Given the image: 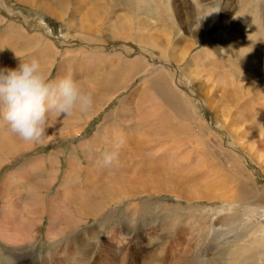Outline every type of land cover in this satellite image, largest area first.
Here are the masks:
<instances>
[{
    "label": "rangeland",
    "instance_id": "1",
    "mask_svg": "<svg viewBox=\"0 0 264 264\" xmlns=\"http://www.w3.org/2000/svg\"><path fill=\"white\" fill-rule=\"evenodd\" d=\"M62 1L0 0V36L5 34L12 37L4 45L0 44V67H10L13 64L17 66L20 60L37 58L45 65L50 78L73 76L86 91L92 93L94 101L93 107L86 112L75 110L71 115L53 114L46 135L38 143L18 140V136L11 135L8 130L7 133L6 125L0 123V138L3 140L0 139V142L7 146H3L7 150L0 154V217L4 210L10 217H14L17 211L19 219L23 221L30 207L28 184L39 181L42 186L38 201H33L38 202L36 209L40 212L32 227L34 232L28 234L29 239L18 236L13 227L7 230L8 226H12V221L7 223L4 230L0 229V264H72L79 259L80 264H98V259L101 257L100 260H103L105 256L108 264H201L204 249L207 252V246H213L214 234L221 233L224 229L231 232L232 228L237 231L241 229L240 232L249 231L241 226L242 223L250 222L258 217V212H264V148L256 149L255 144L259 139L264 141V113L259 108L264 105L263 79L259 74L249 79L258 82V88L261 89L249 99L257 108L246 117L240 116L238 104L244 98L242 88L246 87L249 80L239 76L237 78H243V82L230 85V78L234 74L230 75L229 72L236 68L235 56H239V53L236 54L238 41L231 35L232 39L226 41L228 49L216 56L221 67L212 68L207 64L205 68L209 69L208 75L202 73L204 66L196 67L192 64L188 69L199 72L190 73L188 79L183 73L182 64L172 59V65L169 60L165 61L164 67L172 73L173 85L164 78V94L170 98L178 95L180 99V93L191 97V102L187 101L190 103L183 108H176L175 104L173 108V105L166 103V99H162L158 90L148 88L145 92L139 88L145 84L148 76L156 74L154 65L150 66L147 76L138 72L121 84L113 79L116 72L126 77L130 65L128 62L142 66L147 57L151 58L149 61H155L159 65V54L155 53L159 60H152L148 54L144 56L143 48L138 43L128 44L125 39L115 35L111 26L102 23L107 17L114 21L112 13L105 7H99V13L103 16L101 22L93 19V29L85 28L82 32L80 22L87 17L88 5L91 6V3L82 4L83 11L79 0L78 3L75 0H65L66 5ZM183 1L175 0L166 5L167 12L171 15L167 16L168 19L171 18L167 21L169 31L174 33L179 29L181 37L173 40L177 53L181 48L192 47L191 55L202 46H209L218 30L223 34H232L233 28L238 25L237 19L228 21L219 28L216 9L204 6L203 2L208 0H199L194 11L193 6H189V1ZM230 1L232 11L228 15L229 20L237 17L235 11L241 3V0ZM46 2L53 12L63 9V18L45 12L42 7ZM108 5L111 6V3ZM118 10L117 14L122 12L120 8ZM103 11H106L104 15ZM262 17L264 21V10ZM208 21L212 24H208ZM99 23L100 26L97 25ZM203 27H209L204 38L200 36ZM14 33L23 34L28 42L27 48H23L20 39L17 44L11 43L15 40ZM89 36L100 42L89 40ZM161 37L165 39L166 33ZM214 41L218 42L217 35ZM260 43L264 46V41ZM169 48L172 50L171 46ZM118 53L121 54L122 63L118 61ZM110 58L111 66L107 62ZM160 73L164 76L162 71ZM222 81H226V84ZM186 96L184 97L187 99ZM146 97L157 104V115L154 114L152 103L143 102ZM231 100L235 103L229 104L232 103ZM175 103L179 106L176 101ZM229 108L231 114H228ZM160 117L167 119L168 129L175 132L174 136L177 138L171 133V136L164 135L159 140L151 131L148 132L151 135L142 133L151 129L153 122L161 123ZM105 128L111 133L106 138L102 136ZM131 131L136 138L142 133L140 138L145 149L149 151L153 147L150 149L151 153H156L158 149V158L154 159V156L151 160L146 157L141 164L127 150L129 148L121 144L123 142L120 143L112 136L125 135ZM147 144L149 149L146 148ZM165 152L167 160H160L159 165L158 159ZM129 154L132 158L128 157ZM3 156L7 157L3 159ZM114 157L117 161H114ZM153 160L157 167H148ZM46 168H51V171L46 173ZM170 176L182 181L179 184L167 183ZM88 178L93 184H83ZM176 184L179 185L178 190ZM70 185L80 189L77 187L70 198L62 202L56 213L61 220L54 224V236L49 237L46 230L51 222L48 213L43 210L48 208L49 198L54 192L59 189L66 191ZM115 187L120 196L124 195L122 199L116 197ZM93 188L98 190L91 196L89 192L94 191ZM107 188L109 192H116L113 194L114 198L106 191ZM3 193L9 195L2 196ZM207 193L217 199H207ZM95 198L101 199V202ZM223 198L234 199L230 210L225 209L227 205L224 202L218 201ZM74 213L78 214L72 215ZM202 213L211 215L208 216L210 219L207 216L202 218L205 217H201ZM205 225L207 228H204ZM90 229L98 231L96 236L89 233ZM176 230L183 235L179 240L176 239ZM84 232L87 234L84 238L86 244L77 245L80 242L77 237ZM245 239L249 243L252 235L249 233ZM105 241L112 249L101 250ZM250 245L251 250L258 247ZM162 249L164 252L160 251Z\"/></svg>",
    "mask_w": 264,
    "mask_h": 264
},
{
    "label": "bare ground",
    "instance_id": "2",
    "mask_svg": "<svg viewBox=\"0 0 264 264\" xmlns=\"http://www.w3.org/2000/svg\"><path fill=\"white\" fill-rule=\"evenodd\" d=\"M75 1L78 3V0H75ZM172 1H175V0H79V3H80L79 5H81L80 7L83 8L82 9L83 11H84V6L83 5H87L88 3H91V6L88 5L87 12L88 11L89 12L87 13V17L82 19V21L80 22L81 23L80 26H81L82 32H83V30L85 28L91 29V30L93 29V26H92L93 25L92 24L93 19L101 22V18L103 16L100 15V13H99V11H100L99 7H105L107 9V11L112 13V18L114 17L113 18L114 21L112 22L110 20L111 18L109 19V17L106 16L108 19L105 20L103 18L105 21L102 22V23L103 24H107L108 27L111 26L112 27L111 31L113 33H115V35L120 37V39L121 38L125 39L126 42H128V44H132V42L138 43L139 46H141L143 48L142 52L144 53V56L148 54L149 57H152V60H159V57L161 58V60H160L161 62H160L159 65H156L155 61H153V62L149 61L148 59H151V58H147V57H145L144 65H142V66H140V64H138V63L128 62L130 65H129L128 69H127L128 73H127L126 77L125 76L122 77L117 72L114 73L113 79L116 81V83L118 82V84H121L124 80L128 79L131 75H133V74L135 75L138 72H140V73L142 72L141 74H144L145 76H147L148 75L147 72H148L150 66L152 67V65H154L155 66L154 69H155L156 74L153 75V76H148L147 80L145 81V84L142 85L143 87L142 86L139 87L140 89L142 88L141 91L144 90L146 92V90L148 88H153V89H155V91L158 90L157 92L162 96V99H166V101H167L166 103L167 104L173 105V106L175 104L176 108H183L184 105H187V104H189L191 102V100H190L191 97L186 96L185 93H180L182 96L179 94L180 97H181L180 99L177 97L178 95H172L173 98H170L166 94H164V92H166V91H164L165 85L162 82L163 81L165 82L167 80L169 82V84L173 85V76H172V73L169 71V69L164 67V64H166L165 61L169 60V64L171 63V65L173 63L172 60L174 62H178V64H182L183 73L187 76L186 78H188V79L190 77V73L195 74V73L199 72V71H195L194 72L193 70L190 71L188 69L190 66H192V64H195L196 67L197 66H204V68L207 67L208 65L209 66H213L212 68L221 67L219 65V58H217L216 56L218 55V53H221L222 51H224V49H228L227 48L228 44H226V41L228 39H232L231 35L233 37H235V39H237V41H238V45H237L238 48L236 50V54L239 53V56H235L236 57L235 60L237 62L236 68L234 70H232L233 72H229L230 75L234 74L233 77L230 78V85H234L236 82H243V78H237L239 76H242L244 78L246 77L249 80L251 78L256 77L259 74V76L264 81V46H262V44L260 43V41H264V21L262 20V18H263L262 17L263 16V10H264V0H241L239 8L236 9V11H235L238 14L237 17L233 18L231 20H229V18H228V15L232 11V8H231L232 6L230 5L231 4L230 0H215V2L213 1L214 3H211L209 0L206 1V2H203L204 6L206 8L211 9L213 7L214 10L216 9L215 11L217 12L216 16H217V19H218V27L219 28L222 27L228 21H235L237 19H238V25H236V27L233 28L232 34L230 32H227V33L225 32L223 34V33H221L218 30V34H216L218 36V42L214 41V38L216 36L215 35L213 37V40H212L213 42L211 41L209 46H206V47L202 46L201 48L197 49L198 51H196L195 53H192L191 55H190V52H191L192 47H191V49L187 48V47H184L183 49L181 48V50L177 53V50H176V48L173 45V40H175L177 37L181 39V37L178 34L179 29H178V31H175L174 33L169 31V27H168L169 25H168L167 21L171 20V18L168 19V17H167L170 14H168L169 12H167L166 8L168 6H166V5L168 3L172 4ZM184 1H186V0H184ZM187 1H189V3H188V4H190L189 6H191V5L193 6V11H194V7H196L198 5V1L199 0H197L196 3H194V0H192V1L191 0H187ZM109 3H111V6L108 5ZM62 4L66 5V1L63 0ZM43 5H44L45 8L42 7V9L45 12L50 13V15H56V16L60 17V19L63 18V15H64L63 9H57V10H55L53 12L52 8L50 7L49 4H47V2L44 3ZM216 6H219L221 9L219 7L216 8ZM237 7H238V4H237L236 8ZM119 8L122 10V12L117 14L116 10H118ZM193 11H192V13H193ZM105 12L106 11H103V15L105 14ZM207 23L208 24H212L211 21H208ZM97 25L100 26V23L97 24ZM210 26H212V25H210ZM209 27H207V28L203 27V31H202V33L200 35L202 38L205 37L204 36L206 34L205 31L207 32L208 31L207 29ZM226 29L230 30V27L226 26ZM165 33H166V38L164 37L165 39H162L163 36L161 37V35L165 34ZM14 36H15V40H12L11 43L17 44L18 40L20 39L23 42V48L25 49V48L28 47V42L25 39V37L23 36V34H21V33L15 34L14 33ZM11 39H12V37H10V36L7 37V35H5V34L1 35L0 36V44L4 45L6 41L11 40ZM88 39L97 41L96 39H93L90 36L88 37ZM98 42H100V41H97V43ZM130 46H132V45H130ZM170 46L172 47V50H170V48H169ZM8 47H9V44H8ZM147 51H148V53H147ZM155 53H157V55L159 54V57ZM43 54L45 55V53H43ZM151 54H153L154 56H152ZM116 55L119 56L118 58L120 60L118 59V61L120 62L122 60L121 59V54L118 53ZM110 61H111V58L108 59L107 62L109 63ZM116 61H117V59H116ZM120 63H122V61ZM109 64H110V66L112 65V63H109ZM149 64H151V65H149ZM9 66L10 67H16L15 64L9 65ZM182 66H181V68H182ZM160 71L163 72L164 76L161 75ZM229 71H231V70H229ZM202 73H205V74L208 75L209 69L205 68L204 72H202ZM222 82L224 84H226V81H222ZM109 83H111V82H109ZM260 90L261 89L258 88V82L255 83L252 80H249V82L247 83L246 87L242 88V91H243V94H244V98L238 104V110H239V115L240 116L246 117L251 111H253V110H255L257 108V105L255 103L250 102L249 99L253 95V93H257ZM184 96H186L188 98L186 99ZM182 97L184 99H186V101ZM140 101H141V99H140ZM175 101L178 103L179 106L176 105ZM187 101H190V102H187ZM143 102L152 103L154 105L153 106L154 114L157 115L156 112H159L158 111L159 109L157 108V104L154 103L153 101H151V98L146 97V99H144ZM136 103H137V101H136ZM233 103H235V102L232 101V103H229V104H233ZM141 106H142V101L139 104L140 108H141ZM175 106L173 108H175ZM259 108L261 109L262 113H264V105L262 107H259ZM185 110L187 111L188 109H185ZM131 111H133V110H131ZM228 114H231V109L230 108L228 109ZM140 116H141V114H140ZM139 121H140V119H139ZM244 121L245 120L243 119L242 122H244ZM168 125H169V122H167V119L161 118V123L153 122L151 129L144 130V132H142V133L144 135H147V134L151 135V133H148L149 131H151L152 135H155V138L157 136V138H159V140H162L161 138L165 137L164 135H167V137L171 136V135L174 136L175 132L172 133L173 131L171 132L170 131L171 129L170 130L168 129ZM170 128H171V126H170ZM176 128L174 127L175 130H177ZM5 131L7 132V129H5ZM102 133H104V134H102ZM102 133L101 134H102V136L104 138H106L107 135H111V133L106 128L103 129ZM142 133H139L140 136L143 135ZM11 135H12V133H11ZM178 135H180V134H178ZM112 136H113L114 139L119 140L120 143L123 142L121 144H123V146L128 147L129 149H127V150H129V152H131L134 157H137L141 164L144 163V159L146 157H150L151 160H152V157H154V156H155L154 159L156 157L158 158V156H157L158 154L156 155L158 149L155 151L156 153H151L152 151L150 149H152L153 147L151 146L152 148H150V146L148 147V144H147L146 148H148V149L150 148L149 151H147L145 149V146L142 143L143 140H141L139 135H138L139 137L136 138L135 135L132 133V131L129 132V133H126L125 135L112 134ZM180 136H182V135H180ZM174 137H176V136H174ZM17 139L19 140L20 138L18 137ZM150 139H152V138H150ZM170 139H171V137H170ZM262 139H264V137H262ZM159 140H157V141H159ZM167 140H169V139H167ZM259 140L256 141V143H255L256 144V149L264 148L263 147L264 146V141H261V140L259 141ZM145 141H147V140H145ZM162 145L164 146L165 144H162ZM3 146H6V145H4V144L2 145L1 142H0V154H2L4 151L7 150L6 149L7 146H6V148H4ZM154 147H155V145H154ZM121 148H123V147H121ZM112 150H115V149H112ZM120 151H121V149H120ZM160 151L161 150H159V152ZM107 154H109V153H107ZM122 154H123V152H122ZM166 156H167L166 152L162 153V155H161L160 159H158L159 161L157 163H159V165H160V163H161L160 160H163V159H164V161L167 160ZM6 157L7 156H3V159L6 158ZM128 157L132 158V155L129 154ZM114 158H115L114 161H117L116 160L117 158L116 157H114ZM188 160H185V161L187 162ZM89 161L92 163L91 160H89ZM105 161L106 160H104V162ZM112 161H113V159H112ZM200 161H201V159H200ZM166 163H167V161H166ZM178 163H179V161H178ZM99 165H102V164H99ZM103 165H105V164H103ZM153 165L157 167L156 162H154V160L151 163H149L148 167H150V166L152 167ZM175 170H178V168L175 169ZM50 171H51V168H46L45 169L46 173L47 172L49 173ZM171 174H172V172H171ZM169 175H170V173H169ZM171 176L169 177V179H167V183H177L178 182V184H179L182 181L181 180L179 182V181L171 178ZM172 177L176 178V176H172ZM188 180H190L189 177H188ZM90 181L91 180H89V178H88L83 184L86 185V182L88 184L92 183ZM134 182H137V181H134ZM109 183H110V181H109ZM133 184L136 185V183H133ZM162 184L165 185V183H162ZM172 185L174 187V184H172ZM81 186H83V185L81 184ZM165 186H167V185H165ZM176 186H177V184H176ZM178 186H177V190H178ZM27 187H28L27 192L29 194L28 197L30 198V200H29V206L30 207L28 209V213H27L26 217L24 218V220L21 221L19 219V215H17V211L15 212V216L14 217L13 216L10 217L8 215L7 211L4 210L3 213L1 214L2 216L0 217V229H3L5 227H7V223L8 222L11 223V221H12L13 222L12 226H8L7 230H9L11 227L15 228V230L17 231L16 234L17 235L19 234L18 236H21L22 238L25 237L24 238L25 240L29 239V235L28 234H30V233L32 234L34 232L32 227H34L35 220L38 218L40 211L36 209V207L38 205V202L36 203V202H33V201H36V200L38 201V198L40 197V190H41L42 186L39 184V181L36 182L35 184H34V181H33V184L32 183L28 184ZM77 187L78 186L72 187L70 185V186L67 187L66 191H64L63 189H59V190H57L56 192H54L50 196L49 203H48V208L43 210V212L46 211L48 213L49 221L51 222L50 225L47 226V230H46L47 236H49V237L50 236L52 237V235L54 236V233H55L54 231H55V228H56V226H54V224L61 220V217L59 215H56V213L59 211V208L61 207L62 202L65 201L66 199H68V197L70 198V194L73 193V191L75 189L77 190ZM136 187L138 188V186H136ZM158 187H160V185ZM171 187L172 186H170V188ZM78 188L80 189V187H78ZM110 188H112V187H110ZM140 188H141V186H140ZM97 190L94 189V191H90L89 192L90 195L92 196L93 193H96ZM138 190H141V189L138 188ZM106 191L109 192L108 188H107ZM116 191H117V188H116ZM141 191H143V190H141ZM109 193H110L109 195H111V198L112 197L114 198L113 194H115L116 192L111 191ZM120 193H123V192L120 191ZM176 194L179 195L178 193H175V195ZM8 195H9V193H3L2 194V196H8ZM107 195H108V193H107ZM128 196H130V194H128ZM206 196H207V199H211V200L212 199H217L215 196H212L209 193H207ZM116 197L119 198V199H122L124 197V195L121 194V196H120L119 190H118ZM100 200L101 199H99V200L96 199V201H100ZM227 200H229V201H227ZM96 201H94V202H96ZM218 201H222V202H224L223 204L227 205L225 207L226 210H230L233 207L231 205L234 204V202H233L234 199L233 198H223V199H220ZM96 204H98V203H96ZM222 209H224V208H222ZM78 210H79V206H78ZM248 212L252 213V211H248ZM77 214L78 213H74L72 215H77ZM205 214H208V213H202L201 217L204 216ZM258 214L260 216L258 215V217L253 218L250 222L242 223L241 226L243 228L249 230V231H245L246 233L244 231L240 232L241 229L239 231H237L236 228H232L231 232L225 231V229H224L221 233L214 234L212 236V240H213L212 244H213V246H209V247L207 246V249H208L207 252H205V249H204V254L202 255L203 257L201 256L203 259L202 260L200 259L201 260L200 263L201 264H264V218H263L264 217V212L263 213L262 212H258ZM206 216L208 217L209 215H205V217H202V218H206ZM209 217H211V215ZM191 218H193V215H192ZM218 218H219V216H218ZM199 221H200V219H199ZM118 223H121V222H118ZM221 224L225 225L224 223H221ZM249 224H251V226H249ZM203 225H204V223H203ZM205 226H204V228H207V226L206 227ZM3 232H5V231H3ZM97 232L98 231H96V232L93 231V229L89 230V233L91 235L94 234V236H96ZM205 232H207V231H205ZM175 233H176V239L178 238L177 240L182 238L183 235L181 236L180 233L177 230L175 231ZM249 233L252 235V239L250 240L249 243L250 244H254V246L255 245L258 246L257 248L255 247V249L253 248V250L249 249L252 246L248 242L245 241L246 240L245 238H246V236ZM3 234H5V233H3ZM85 235H87V234H85V232H84V233L80 234L77 237V241L81 242L80 243V242H77L75 240L77 242V245L86 244V242L84 241ZM229 235H232V236L228 237ZM55 236H57V234H55ZM94 236H92V237H94ZM200 236H201V232H200ZM115 237H117V236H115ZM74 239L75 238H73V240ZM176 239H175V241H177ZM105 242H106V244L104 245V247L101 250L106 251L105 249H107V250H108V248H109V250L112 249V247L108 246L109 244L107 243V241H105ZM208 245H211V243L208 244ZM199 250H200V248H199ZM104 251H103V253H104ZM160 251H163V249L160 250ZM160 251H158V252H160ZM115 252H117V250ZM199 252H201V251H199ZM57 253H59V251H57ZM106 255H108V254H106ZM69 257H70V255H69ZM73 257H72V259H73ZM105 257H107V256H105ZM105 257L103 258V260H100V258H101L100 257L98 259V264H108L105 261V259H106ZM65 258H66V260H68L66 255H65ZM123 259L125 260L124 257H123ZM226 259H228V260H226ZM75 261H76V263L72 262V264H80V259L78 261L77 260H75ZM109 261H111V260H109ZM64 262H65V260H64ZM116 263H118V262H116ZM29 264H30V262H29ZM125 264H127V263H125Z\"/></svg>",
    "mask_w": 264,
    "mask_h": 264
},
{
    "label": "clouds",
    "instance_id": "3",
    "mask_svg": "<svg viewBox=\"0 0 264 264\" xmlns=\"http://www.w3.org/2000/svg\"><path fill=\"white\" fill-rule=\"evenodd\" d=\"M93 104L92 93L78 80L71 75L50 78L37 58L0 67V123L25 142H40L53 114L86 112Z\"/></svg>",
    "mask_w": 264,
    "mask_h": 264
}]
</instances>
